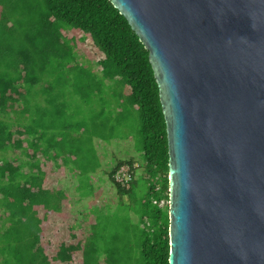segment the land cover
Returning <instances> with one entry per match:
<instances>
[{
    "label": "trees",
    "instance_id": "16d2710c",
    "mask_svg": "<svg viewBox=\"0 0 264 264\" xmlns=\"http://www.w3.org/2000/svg\"><path fill=\"white\" fill-rule=\"evenodd\" d=\"M19 13L27 16L26 22L16 21ZM84 43L101 54L97 59L100 78L76 59L68 64L73 49ZM37 54L43 56L39 62L35 60ZM54 54L64 56L67 64L62 60L50 64L48 55ZM68 65L88 84L111 90L117 87L113 94L118 95L120 107L126 104L137 110L142 172H135L129 187L120 186L113 179L123 161H115L114 168L106 174L120 202L124 195L131 197L138 176L148 185L144 198L133 207L138 230L124 237L127 241L139 239L135 246L127 244L121 249L97 245L98 240L105 239L99 217L102 228L106 223L105 212L98 209L99 216H93L89 225H83L82 218V231L71 229L77 215L71 213L72 195H76L73 203L90 195L82 193L83 183L77 185L79 194L71 195L61 187L45 185L47 171L40 166L37 153H41L44 162L50 161V167L57 164L62 154L54 150L51 153V148L60 150L61 144L51 141L53 131H48L44 118L62 115L63 106L55 101L50 108H41L32 95L39 90L45 94L53 92L47 90L49 87L65 86L66 76L58 73H66ZM53 72L57 82H43V75ZM42 143L47 148L42 149ZM11 149L18 152L5 156ZM59 179L55 180L57 184ZM162 203H167L168 208L163 111L149 57L124 16L110 0H33V5L28 0H0V264H168L169 208H162ZM66 212L73 217L67 229L75 242L60 241L53 250L47 231L52 233L54 221ZM83 226L89 229L84 231ZM117 239L111 240L118 242ZM78 250L79 260L74 261Z\"/></svg>",
    "mask_w": 264,
    "mask_h": 264
},
{
    "label": "water",
    "instance_id": "95a60500",
    "mask_svg": "<svg viewBox=\"0 0 264 264\" xmlns=\"http://www.w3.org/2000/svg\"><path fill=\"white\" fill-rule=\"evenodd\" d=\"M149 57L168 264H264V0H110Z\"/></svg>",
    "mask_w": 264,
    "mask_h": 264
},
{
    "label": "rangeland",
    "instance_id": "374dc122",
    "mask_svg": "<svg viewBox=\"0 0 264 264\" xmlns=\"http://www.w3.org/2000/svg\"><path fill=\"white\" fill-rule=\"evenodd\" d=\"M28 2L33 5V0H28ZM26 18V15L19 13L16 21L26 22ZM100 56L101 54L94 46L89 43H84L73 49L68 64L76 59V61L90 69L100 78L101 72L97 63V59ZM48 57H50V64L59 62V60L67 64L66 58L62 55L59 56L58 54H54L48 55ZM39 58L42 59L43 56L38 57L37 54L35 60L39 62ZM72 65H75V63H72ZM78 74L79 72L77 70L69 66L66 68V73H58L59 76H66L64 80L66 82L65 86L58 88H56V86H54L55 88L49 87L47 90L51 89L53 92L49 91L45 94L39 90L38 93L32 95L33 101H36L41 108H50L55 104V101L62 103V115H67L63 117L62 120H58V122L68 125L69 138L66 142V147L73 155L64 158L65 160L71 158L70 161H68L70 170L74 171L79 168L80 171L76 172L74 176H72V173L71 175L67 173V181L63 178L60 182L66 187H69V189L73 188L75 181L76 185L77 183H83L81 186L84 195L90 194L93 186L95 189L94 193L83 201V205H76V203H73L76 195H72L71 206H73L74 209L71 210V213H82L80 211L83 209L86 215L84 217H82V215L76 216V224L73 223L71 229L74 231H82V227L79 224L82 222V218V224L89 225V223L93 222V216H99L96 210L98 209L100 210L99 212H105L106 223L104 224V228H102L100 224L102 217L100 216L98 223L105 239L98 240L97 245L108 247L118 246V248L121 249H123L122 246L127 244L129 247L135 246L139 239L131 238L127 241L124 237H129L131 234L134 235L138 230L137 215L133 211L136 209L133 207L144 198L148 185L141 176H138L136 185L133 186L131 197L124 195L122 196V202H120L116 191L107 183L106 176L103 173L111 168L116 161V157L124 155L129 151L130 153L128 154L132 155L131 151L133 149L137 152L135 153L136 155L140 154L138 153L140 146L137 139L139 137L137 132H139L140 129L138 113L137 110L131 106L128 107L126 104L123 105L122 108L120 107L121 103L118 95L113 94L114 89L116 91L117 87L111 90L108 87H99L98 84L93 82V84H88L87 80L81 78ZM42 80L43 82L52 81L56 83L58 79L53 72L51 75H43ZM33 111L37 114L35 107H33ZM45 120L48 125L53 122L50 116H45ZM59 123L57 125L58 127ZM54 130L55 132L59 131L57 127H55ZM48 131H53V129H49ZM126 139L131 145L128 149ZM17 152L18 151L13 152L11 149L6 151L5 156L11 157ZM37 155L41 160L40 166L47 171L44 180L45 185L54 186V188L62 187L61 183L58 182L57 184L55 181L57 178H62V174H58V171L61 169H57L54 164L50 167V161L44 162L39 152ZM75 155L77 159L73 160ZM20 157L24 160L27 159L24 155H20ZM138 158L140 160L137 161H141L140 155ZM48 168H50V170H48ZM25 169H27V167H25ZM89 187H91V189ZM67 194H69L68 191ZM91 206H96L97 208L91 209ZM161 207L164 209L169 208V206L167 208V203H162ZM88 209L90 211L93 210L91 211L92 213ZM69 216L70 213L68 212L62 213L58 217V220H55L53 223L55 230L52 233L47 231L48 237L52 243L51 248L60 241L75 242L74 238L72 236L70 237V231L67 229V225L71 223L73 219L72 216ZM48 223H50L49 220ZM86 229L88 230L89 226H86V228L83 226V230L85 231ZM114 237L118 238L115 240L118 242H112L111 239ZM109 238L111 239L109 240ZM79 254V250L75 252L73 256L74 261L79 260V258H77Z\"/></svg>",
    "mask_w": 264,
    "mask_h": 264
},
{
    "label": "crops",
    "instance_id": "0c3cea01",
    "mask_svg": "<svg viewBox=\"0 0 264 264\" xmlns=\"http://www.w3.org/2000/svg\"><path fill=\"white\" fill-rule=\"evenodd\" d=\"M33 116H35V115H33ZM46 116H50L51 117V121H53V122H51L50 124H49V129H53V135H54V137L51 139V141H56V142H59L60 144H61V148H60V150L59 149H54V148H51L50 150H51V153L53 154V150L55 151V152H57V151H60V154H62L61 155V157H59L58 158V160H57V164H56V167H57V169H61L60 171H58V173H61L62 174V178L61 179H59V183H61L60 181L63 179V178H65L64 180L65 181H67V179H66V177H67V173L69 174V175H71V173H72V176H74L75 175V173L76 172H78V171H80V169L79 168H77L76 170H70L69 169V166H68V161H70V159L71 158H68V160H65V158L64 157H71L72 155H73V153L72 152H70L68 149H67V147H66V142H67V140H68V138H69V134H68V125L67 124H60L59 122H58V120H62L63 119V117H65V116H67V115H46ZM45 119V118H44ZM58 123H59V127L57 126L58 125ZM55 127H57L58 129H59V131L58 132H55ZM49 133V132H48ZM52 133H49V135H51ZM126 143L128 144V146H127V149L131 146L130 144H129V142L127 141V139H126ZM41 147H42V149L43 148H47L46 146H45V144L44 143H42V145H41ZM132 155L131 154H128V153H130V151L129 152H126L124 155H121V156H119V157H116L115 159H116V161H117V163L119 162V161H123V162H126V161H131V162H137V160H140L139 158H138V156L140 155V154H135V153H137V152H135V149H133L132 151ZM50 153V155L52 156V154ZM53 158V157H52ZM75 159H77V156L75 155V157H74V159L73 160H75ZM64 160V161H63ZM116 163V162H115ZM115 163L111 166V168L110 169H108L106 172H104L103 174L106 176V174L110 171V170H112L113 168H114V166H115ZM66 173V174H65ZM106 181H107V183L109 184V185H112L110 182H109V180H107V177H106ZM99 182V181H98ZM62 184V183H61ZM77 185H78V183H77ZM77 185H76V181L74 182V184H73V188L72 189H69V187H66L64 184H62V186L63 187H61V188H63L64 189V191H65V193L67 194V191L69 192V195H71V193L70 192H72L73 194H79V191H78V188H77ZM113 189H114V187H112ZM115 190V189H114ZM94 191H95V189H94V186H93V190L91 191V193H90V195H92L93 193H94ZM116 191V190H115ZM116 193H117V191H116ZM90 195H87L86 197H89ZM85 199V198H84ZM84 199H83V201H84ZM83 201H80V199L76 202V205H78V204H81V205H83ZM73 207V206H72ZM79 208V207H78ZM73 209H74V207H73ZM81 212V211H80ZM82 212H83V209H82ZM77 215L76 216H78V215H81V213H76Z\"/></svg>",
    "mask_w": 264,
    "mask_h": 264
},
{
    "label": "built area",
    "instance_id": "2783aa9c",
    "mask_svg": "<svg viewBox=\"0 0 264 264\" xmlns=\"http://www.w3.org/2000/svg\"><path fill=\"white\" fill-rule=\"evenodd\" d=\"M139 167L138 163L121 164L113 173L115 183L123 187H129L134 179V174Z\"/></svg>",
    "mask_w": 264,
    "mask_h": 264
},
{
    "label": "clouds",
    "instance_id": "9594fccd",
    "mask_svg": "<svg viewBox=\"0 0 264 264\" xmlns=\"http://www.w3.org/2000/svg\"><path fill=\"white\" fill-rule=\"evenodd\" d=\"M124 163H128V162H124ZM124 163H122V164H124ZM129 163H135V162H129ZM136 163H138L139 164V167H138V169L137 170H139L140 172H142V163H141V161H137ZM119 167V166H118ZM134 179H135V177H134ZM133 179V180H134Z\"/></svg>",
    "mask_w": 264,
    "mask_h": 264
}]
</instances>
